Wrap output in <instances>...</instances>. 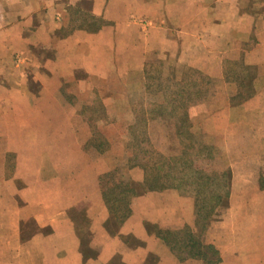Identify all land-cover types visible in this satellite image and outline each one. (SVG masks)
Returning a JSON list of instances; mask_svg holds the SVG:
<instances>
[{
    "label": "crops",
    "instance_id": "obj_1",
    "mask_svg": "<svg viewBox=\"0 0 264 264\" xmlns=\"http://www.w3.org/2000/svg\"><path fill=\"white\" fill-rule=\"evenodd\" d=\"M88 15L107 24L66 32ZM161 51L234 86L224 62L241 54L253 93L220 107L221 135L264 121V0H0V264H205L179 260L145 228L195 230L192 192L144 189L142 168H126L136 193L119 225L99 186L105 155L83 148L92 129L78 105H87L93 84L140 73ZM102 103L105 115L117 113ZM107 126L97 128L104 135ZM261 166L253 155L227 165L228 207L203 233L219 253L215 264H264Z\"/></svg>",
    "mask_w": 264,
    "mask_h": 264
},
{
    "label": "trees",
    "instance_id": "obj_2",
    "mask_svg": "<svg viewBox=\"0 0 264 264\" xmlns=\"http://www.w3.org/2000/svg\"><path fill=\"white\" fill-rule=\"evenodd\" d=\"M106 24L107 21L102 17L88 15L81 21L75 22L66 32L75 28L95 32ZM237 64V66L235 65L237 71L225 70L224 72L227 81L230 78L229 76H232L231 78L236 82L237 93L230 97L232 105L240 104L253 93L252 78L254 74L251 67L244 65L242 62ZM187 70L190 69L187 68ZM157 72L160 71L157 70ZM199 75H201V78L190 81L189 87L193 89H184L185 86H182L183 92H176L175 98L165 95L163 100H156L152 106L148 105L147 109L143 108L141 110L142 116L133 124L134 126L129 125L128 130L132 141L129 140L131 142H128L130 152H127L126 168L133 166L142 168L144 189H178L194 194L195 230L186 224L176 229H163L148 222H145V228L149 233L154 231L179 260L197 258L205 264H215L220 261L219 253L211 243L204 242L203 233L211 221L215 219L218 209L220 211L228 207L231 173L229 169L218 172L207 168L210 158L213 156L214 148L199 140V134L190 130V114L196 105L206 100L209 89L207 87L209 77L204 74ZM150 78L152 77L147 75V80ZM174 84L178 85V82H174ZM155 85V83H147V91H154ZM157 86L161 88L160 84ZM169 94L174 93L171 91ZM83 107L87 108L86 105ZM93 111L97 110L93 109ZM101 113L105 114L104 109L101 110ZM148 114L149 116H147ZM173 116L177 117L175 134L179 138L180 147L177 153L167 155L157 152L153 148L148 124L151 119L160 120ZM192 116H195V114H192ZM91 118L95 119L96 115ZM95 125H93L95 131L92 132V138L83 148L85 150L91 148L98 154H103L108 145ZM143 143L147 145L143 146ZM258 182L259 187L263 189L264 174L259 176ZM99 186L103 201L109 212L115 217L118 224L122 225L131 214L129 202L136 191L130 187L129 181L116 167L99 176Z\"/></svg>",
    "mask_w": 264,
    "mask_h": 264
},
{
    "label": "rangeland",
    "instance_id": "obj_3",
    "mask_svg": "<svg viewBox=\"0 0 264 264\" xmlns=\"http://www.w3.org/2000/svg\"><path fill=\"white\" fill-rule=\"evenodd\" d=\"M83 5L84 7H87V4ZM73 16H76V14L73 13ZM82 19H80V21ZM231 55H234V53ZM239 60H241V54L239 55ZM239 60L237 61V58H235L224 62L225 70L237 71L238 69L235 65L237 66V63H240ZM187 68L190 70H187ZM157 70L160 72L158 73ZM199 74L207 76V74L202 72L201 68L180 65L176 58L169 52L161 51L158 54L154 53L145 59L144 67L141 69L140 73L131 71L126 76L112 78L111 81L109 80L106 83L93 84L91 87V93L89 94L90 99L86 100L88 103L87 105L85 104L88 110H83L84 105L81 104L83 101L80 103L81 106L78 105V110H82V116H80L89 123L92 132L95 131V129H93V125L95 124L96 128L99 125L107 126L108 124H111L110 127L107 126V128L103 131L106 137L102 134L108 145L107 150L104 152V158L109 170L116 167L121 173L123 170L125 171L127 167V152H130L128 145L132 141L128 128L129 125L135 124V122L141 118V110L143 108L147 109L148 105L152 106L156 100H163L165 95L171 96L170 98H175L176 92L184 89H193L189 87L190 81L201 78V75ZM147 75L152 78L147 80ZM229 77L230 78L228 79H231L232 76ZM208 80L209 84L207 87H209V89L206 94V100L199 105H196L192 113L190 112V130L199 134V140L205 142V144L213 146L214 148L212 153L213 156L210 158L211 160L207 168L210 170H217L219 172L220 170H225L227 168L231 157L237 158L244 155H253L257 156V158L261 161V168L264 171L263 119L253 120L251 124H253L254 127H252V131L250 130V132L237 125L235 128L231 127L229 130L230 132L225 137L221 135L227 131V129L223 127L227 120L225 121L224 115L219 116V109L225 105L224 103L231 104L230 100H226L227 96L231 97L233 94L237 93V89L236 86L225 83L226 81L224 83H218L211 77H209ZM174 82H178V85L174 84ZM147 83H155V90L148 92L146 89ZM159 84L161 85V88H158L157 85ZM68 86L70 85L67 84V87ZM182 86H185V88L182 89ZM156 90L157 92L155 93ZM171 91L174 94H169ZM102 99L106 101L108 107H111L112 110L116 109L115 112L117 113L115 115H103V113H101V110L104 109ZM231 106L234 107L235 105L231 104ZM93 109H96L97 111H93ZM192 114H195V116H192ZM95 115V119L91 118ZM147 116H149V114ZM115 119L117 122H115ZM148 125L150 137L153 143L152 146L157 152H162L167 155L178 152L180 143L179 138L175 134L177 117L173 116L171 118L160 120L151 119ZM112 132L116 134L115 137ZM250 139L252 143L256 145L255 149L242 151L231 147H239V145L244 144V142L247 143ZM146 145L147 144L143 143V146ZM92 153L94 154L96 152ZM236 202L238 203V201Z\"/></svg>",
    "mask_w": 264,
    "mask_h": 264
}]
</instances>
